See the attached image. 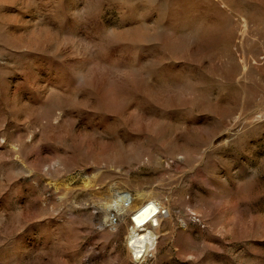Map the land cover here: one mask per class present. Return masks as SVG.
<instances>
[{"label":"rangeland","instance_id":"obj_1","mask_svg":"<svg viewBox=\"0 0 264 264\" xmlns=\"http://www.w3.org/2000/svg\"><path fill=\"white\" fill-rule=\"evenodd\" d=\"M0 264H264V0H0Z\"/></svg>","mask_w":264,"mask_h":264},{"label":"bare ground","instance_id":"obj_2","mask_svg":"<svg viewBox=\"0 0 264 264\" xmlns=\"http://www.w3.org/2000/svg\"><path fill=\"white\" fill-rule=\"evenodd\" d=\"M126 196H122L121 202L123 203ZM121 203V205H122ZM123 207V205L121 206ZM158 213L157 206L154 205L152 202H148L144 206H142L138 211L132 216L134 221L138 226H142L149 218H153ZM143 228V227H141ZM151 232L148 231L144 234H137L136 236H132V243L131 246L135 250V254L138 256V253H142V247L146 248V246L151 243ZM153 237V236H152ZM142 256V255H141Z\"/></svg>","mask_w":264,"mask_h":264},{"label":"built area","instance_id":"obj_3","mask_svg":"<svg viewBox=\"0 0 264 264\" xmlns=\"http://www.w3.org/2000/svg\"><path fill=\"white\" fill-rule=\"evenodd\" d=\"M157 210H158V208H157ZM163 213H164L163 211L158 210V213L153 218H151V219L149 218V220H147V222H145L142 226H138L134 221L133 222L136 224L137 227H146V226H149L150 223L152 226H157L158 217H159V215H161ZM131 219H133V218H131Z\"/></svg>","mask_w":264,"mask_h":264}]
</instances>
